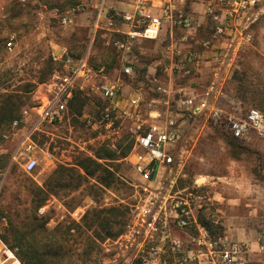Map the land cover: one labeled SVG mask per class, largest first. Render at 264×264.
<instances>
[{
	"label": "rangeland",
	"instance_id": "374dc122",
	"mask_svg": "<svg viewBox=\"0 0 264 264\" xmlns=\"http://www.w3.org/2000/svg\"><path fill=\"white\" fill-rule=\"evenodd\" d=\"M74 1L86 5L81 14L92 12L89 19L93 21L94 0ZM32 2L30 0L23 6L19 0H0V95L8 93L21 97L24 101L22 110L35 106L36 91L57 69L52 53L58 46L66 45L80 57L89 51L93 68L103 70L109 79L117 81L122 78L125 99L131 94L139 95L144 111L169 109L166 98L151 91L150 85L140 79L134 81L123 76V53L108 44L110 37L104 34L107 32L98 33L93 39L92 22L64 28L56 18L47 16ZM255 29L254 39L242 52L224 87L226 95L239 104L233 107L225 100L219 103L226 113L236 116L252 108L261 109L254 103H245L237 98V85L233 78L236 72L240 76L246 73L247 83L257 87L264 85V18ZM9 43H12L11 47ZM139 43L141 41L136 47ZM162 79L165 80V77ZM175 80L177 85L195 84L200 89L208 83L183 78ZM102 110V101L98 96L84 93L82 100L70 107L66 121L55 126L44 125L34 138L41 147L51 150L56 163L49 169L43 165L31 176L12 161L17 141L0 138V172H8L0 189V239L2 234L9 236L11 241L6 244L9 248L18 249V253L22 248L19 243L12 242L9 232L12 224L20 234L26 235L29 243L49 252L53 260L60 264H104L107 261L103 245L124 232L133 206L144 196L142 186L145 179L133 165L137 150L132 121L126 116L115 115V131H107L99 125ZM222 121L215 125L211 118L206 120L210 126L205 137L207 142L200 146L205 157L202 161L189 160L185 169L187 176L180 179L179 185L185 188L197 180L207 184L205 191L211 201L207 202L203 211L208 220L219 224L215 226H222L223 235L231 238L225 230L240 222L243 223L239 225L241 228L245 227L253 233L256 230L259 237L264 234V142L251 134L240 141L230 137L231 145L228 141L224 144L217 137L227 132V129L219 127L227 122L226 115ZM34 123V118L27 122L28 126ZM10 131L11 128L5 130ZM212 144L216 145L213 165L210 162L212 157L208 155L212 152ZM107 150L114 152V156H109ZM85 159L96 161L104 169L94 176L88 175L80 163ZM60 168L74 169L81 178L67 180L66 187L49 191L47 184ZM96 170L95 166L90 167V172ZM37 187L48 194L41 206H50L45 217L39 216L40 208L34 201L33 191ZM83 205H90V209L80 223H74L68 213ZM97 215L109 218L111 223L101 225L96 222ZM229 215L236 221L231 222V226L227 221ZM52 216L59 220L66 216V220L57 227L49 228L47 221ZM94 222L90 228L89 224ZM69 226L73 231H68ZM177 235L184 236L181 232ZM167 261L173 264L171 258Z\"/></svg>",
	"mask_w": 264,
	"mask_h": 264
},
{
	"label": "built area",
	"instance_id": "2783aa9c",
	"mask_svg": "<svg viewBox=\"0 0 264 264\" xmlns=\"http://www.w3.org/2000/svg\"><path fill=\"white\" fill-rule=\"evenodd\" d=\"M29 1L19 0V3L24 6ZM186 1L134 0L133 12L124 14H111L105 0L94 7L93 39L98 33L107 32L104 34L110 37L108 44L123 53V76L134 81L140 79L150 85L151 91L165 97L169 106L167 118L154 117V110L144 111L139 95L131 94L125 99L122 78L113 81L103 70H95L89 51L80 57L70 47L62 45L52 53L57 69L35 93L37 104L23 109L21 118L12 122L11 131L2 134L4 141H17L12 161L31 176L43 165L49 169L56 163L54 154L41 147L35 135L44 125L55 126L66 121L70 104L77 94L93 93L99 97L103 105L99 125L107 131H115V115L126 116L132 121L137 150L133 165L145 179L144 196L133 206L124 232L103 245L108 258L104 264H168L167 258H171L173 264H249L248 244L234 241L228 235L214 237L200 222V213L211 201L205 191L207 184L195 181L192 186L181 188L179 181L191 158L184 134L187 120L205 115L219 125L226 115L225 129L234 139L243 140L255 134L264 142L262 111L252 108L236 116L226 113L219 105L222 97L233 107L239 104L226 95L224 87L238 63L232 61L239 59L245 43L251 40L253 26L263 14L264 0H208L207 14L217 24L212 37L205 40L202 47L213 53L215 72L209 90L203 95L187 94L184 89L177 92L170 87L178 78L194 80L199 63L194 51L176 48L172 63L165 66L163 72L166 80L155 77L144 81L140 72L126 63L138 42L160 37L164 22L189 31L196 27L193 16L179 6ZM85 9L86 5L78 3L65 9L49 8V11L62 27L69 28L76 25L77 17ZM221 41L227 43V47L220 46ZM32 118L35 123L28 126ZM155 118L159 121L153 122ZM7 173L0 172V189ZM49 207H41L39 216L45 217ZM89 209L90 205H83L68 215L73 222L80 223ZM65 220L66 216L61 220L52 216L47 226L54 228ZM179 232L184 236H178ZM259 241L264 242V234L259 236ZM0 247V264H23L18 249L9 248L1 239ZM261 249L264 250V243Z\"/></svg>",
	"mask_w": 264,
	"mask_h": 264
},
{
	"label": "crops",
	"instance_id": "0c3cea01",
	"mask_svg": "<svg viewBox=\"0 0 264 264\" xmlns=\"http://www.w3.org/2000/svg\"><path fill=\"white\" fill-rule=\"evenodd\" d=\"M133 1L134 0H105V6L108 11L111 12V14L130 13L134 10ZM65 2L66 0H61L57 3L65 4ZM93 2H95V7L99 1L94 0ZM208 3V0H187L186 2H180V8L193 16L196 27L193 30L189 31L180 27H174L169 21L164 22V27L160 37L157 40H142L141 43H139V46H135L132 52L128 55L126 63L133 65L134 68L142 75V79L146 81V79H154L155 77H165L163 74L165 66L172 63L176 48H181L185 51H194L199 58V63L195 69L196 72L194 81L202 83L207 81L208 83L203 89H200L195 84L189 86V83L185 85H177L175 83V85L172 84L170 85V87H172L177 92L184 89L185 93L187 94H205V92L209 90L208 87L210 86L211 81L214 78L215 62L213 60V53L206 51L202 47V43L212 37L215 24H217L212 19V17L207 14ZM32 4L35 5L37 9H42V11L45 12L47 16H53L52 12L49 11L48 0H33ZM261 12L263 14L260 16L259 21L255 23V26L257 24H261L262 19L264 18V8L261 10ZM91 13L92 12H87L78 16L75 24H91L92 20L89 19V17H91ZM255 26H253L250 32L251 40L245 43L243 51L249 44H251L257 33ZM220 46L227 47V43L221 41ZM242 52L239 55V59L232 61V63L240 61ZM222 100H225V98H220V101ZM211 104L213 105V103ZM167 111L168 110H165V108L161 110L156 109L154 110L153 114L154 117L160 115L162 119H165L169 116V113ZM181 115H179L180 119H182L183 116ZM185 118H188V114L185 115ZM206 120H208V116L203 115L197 119L194 118L191 121L187 120L188 122L186 123L187 125L184 130L185 142L191 149V158L194 161H202L205 157L200 146H202L204 142H207V140H205V137L210 126H208ZM152 121L158 122L159 120L155 118ZM217 140H220V142L224 144L227 143L226 140L220 135L217 137ZM212 147L213 149L210 148L212 152H209L208 155L212 157L210 159V162H212L213 165L216 145L212 144ZM208 155L207 160L209 161ZM186 176V172L184 171L182 177ZM209 177H211V175ZM226 214L227 211L224 210V215ZM227 221L230 226L231 222H236L235 220H233V218L230 217V215ZM240 224L243 223H234V225L236 226L233 228L230 227L226 229L225 227V231L229 233L234 241L243 242L249 245V264H264V250L261 249L262 243L264 242L259 241L258 232L256 230H254L255 233H253L252 230L248 231L245 227L241 228L239 226Z\"/></svg>",
	"mask_w": 264,
	"mask_h": 264
},
{
	"label": "trees",
	"instance_id": "16d2710c",
	"mask_svg": "<svg viewBox=\"0 0 264 264\" xmlns=\"http://www.w3.org/2000/svg\"><path fill=\"white\" fill-rule=\"evenodd\" d=\"M52 1L54 2L51 3ZM58 1H61V0H58ZM58 1L57 0H51V2L49 1V8L53 9L58 6V8L61 7L60 9H65V6H68V5L74 6L78 4V2L74 0H66L65 4H58L57 3ZM233 78L237 85L236 86L237 98L241 99L245 103L256 104L257 106L261 108L258 110L264 113V85L257 87L256 85L247 83L246 73H243L242 76H240L238 72H236ZM82 95L83 94H77L75 96L74 100L70 104L71 108L78 101L82 100ZM23 105H24V101L22 100V98L19 96H15V94L7 93L4 95H0V138H2V134L5 133V130L7 128H11L12 122L20 117ZM219 127H221V129L224 130L225 124ZM227 132H222L220 134H221V137L224 138L226 141H228V143L231 145V141H229L230 137L231 139H234V138L231 136L229 131ZM237 141H240V140H237ZM131 147L128 149V151H130ZM128 151L125 152L124 154L126 155ZM107 153L111 157L114 156V152L112 151H109ZM80 163L88 171V175L94 176L100 169H104L101 164L97 163L96 161L92 159H85L81 161ZM93 166H95L98 170L90 172V167L92 168ZM80 178H81V175L78 173V171L74 169L69 170L65 168H60L58 171L54 173V176H52V178L50 179V182L47 184V187L50 189L49 191H53L54 189H57V188L66 187L67 180H75V179H80ZM33 192L35 195L34 201L37 204V208H41V206L44 205L45 200L48 197V194L46 193V191H44L43 188H40V187H37L36 190ZM96 217H97L96 222L101 223V225H105V224L107 225L110 222L109 218L107 219L105 217H102V215H97ZM96 222L89 224V227L92 228ZM200 222L211 231L214 237H217L223 234L222 226H215L214 221L207 219V217L204 214V211H202L200 215ZM11 228L12 229L9 230V232L11 233L12 242L19 243V245L22 246V248L19 250L20 252L18 253V257L24 264H60L53 260V255H51L49 252L44 251V250L41 251L39 250V248L35 247L32 243H29V240L27 239L26 235L20 234L17 228L13 226L12 224H11ZM68 231L69 232L73 231V228L69 226ZM1 239L5 244H9L11 241L9 236H7L6 234L5 235L2 234Z\"/></svg>",
	"mask_w": 264,
	"mask_h": 264
}]
</instances>
